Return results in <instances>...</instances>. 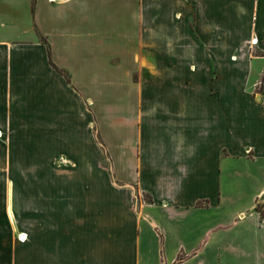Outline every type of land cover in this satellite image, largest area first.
Here are the masks:
<instances>
[{
	"label": "crops",
	"instance_id": "crops-1",
	"mask_svg": "<svg viewBox=\"0 0 264 264\" xmlns=\"http://www.w3.org/2000/svg\"><path fill=\"white\" fill-rule=\"evenodd\" d=\"M118 1L0 0V264H264V0Z\"/></svg>",
	"mask_w": 264,
	"mask_h": 264
},
{
	"label": "rangeland",
	"instance_id": "rangeland-1",
	"mask_svg": "<svg viewBox=\"0 0 264 264\" xmlns=\"http://www.w3.org/2000/svg\"><path fill=\"white\" fill-rule=\"evenodd\" d=\"M118 0H100V7H101V13L103 15H107L110 12H115L117 11V16H119L118 11L119 9V4ZM140 0H134V7L139 5ZM125 5V1H124ZM124 10V7L123 9ZM188 12H193L192 10H188ZM173 13V10L172 12ZM134 15H136L135 10H134ZM148 15V14H147ZM144 14L143 8H138V13L136 16H134V28L130 32L134 33V49H148L150 52H157V51H164L166 50V45L169 44V40H174L176 36L179 33H183V29L186 30L187 34H190V32L194 33V14L192 15L191 19L187 20V24L183 25L182 23L180 24V19H174L170 21H164L162 17L156 15H149L147 16ZM110 28V26H108ZM109 33V31H108ZM124 40L125 38L123 37L121 42L122 45H124ZM194 40V39H192ZM40 41L43 43L46 42V40L43 37H40ZM196 47L200 46V43L198 40L192 41ZM177 43V42H176ZM47 43H45L46 45ZM173 47V46H172ZM167 51V50H166ZM194 60V59H193ZM109 61L113 64L116 63L115 57H110ZM189 62V61H188ZM173 63H177V60H172L170 65H173ZM110 83H107V86H109ZM122 85L123 91L122 94H125V88ZM109 88V87H108ZM111 89V88H110ZM135 89V85H134ZM120 93V92H119ZM93 134L95 136L96 142L99 143V137L98 135L95 134V131L93 130ZM1 137V133H0ZM29 154H24V153H19V152H13L12 153V160H14L16 163L18 161H23V160H28ZM33 159V157H32ZM3 170L0 169V172ZM13 173H15L14 176H17L20 179H23V181L27 177H33L34 176V170L33 169H28V168H20V169H15L12 170ZM19 182H22L20 181Z\"/></svg>",
	"mask_w": 264,
	"mask_h": 264
},
{
	"label": "built area",
	"instance_id": "built-area-1",
	"mask_svg": "<svg viewBox=\"0 0 264 264\" xmlns=\"http://www.w3.org/2000/svg\"><path fill=\"white\" fill-rule=\"evenodd\" d=\"M257 41L256 39H253L251 41V45H256ZM254 96L258 97V98H264V74H262V77L260 80H258L256 82V84L254 85ZM20 241H25L26 237H22L19 238Z\"/></svg>",
	"mask_w": 264,
	"mask_h": 264
},
{
	"label": "trees",
	"instance_id": "trees-1",
	"mask_svg": "<svg viewBox=\"0 0 264 264\" xmlns=\"http://www.w3.org/2000/svg\"><path fill=\"white\" fill-rule=\"evenodd\" d=\"M45 43H46V42H44V44H45ZM53 67H54L56 70H58L63 76H65V79L69 82V79H68V77L66 76L65 73H63L62 71H60L59 69H57L54 65H53ZM263 74H264V72H263ZM256 210L260 213L261 218H264V208H263V207H260V206H257V207H256Z\"/></svg>",
	"mask_w": 264,
	"mask_h": 264
}]
</instances>
